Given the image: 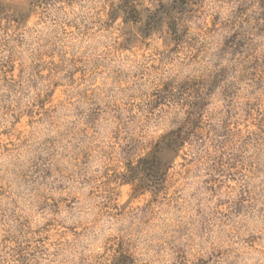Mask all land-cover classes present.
Returning <instances> with one entry per match:
<instances>
[{
  "label": "rangeland",
  "instance_id": "obj_1",
  "mask_svg": "<svg viewBox=\"0 0 264 264\" xmlns=\"http://www.w3.org/2000/svg\"><path fill=\"white\" fill-rule=\"evenodd\" d=\"M115 1L0 0V264H264V0Z\"/></svg>",
  "mask_w": 264,
  "mask_h": 264
},
{
  "label": "trees",
  "instance_id": "obj_2",
  "mask_svg": "<svg viewBox=\"0 0 264 264\" xmlns=\"http://www.w3.org/2000/svg\"><path fill=\"white\" fill-rule=\"evenodd\" d=\"M147 2L153 3L156 10H151L149 6H145L144 3ZM189 2L190 0H116L110 4L107 15L111 21L121 17L125 23L133 24L139 31L144 30L145 33H150L156 27L155 25L159 23V18H162V13L171 14L177 12L178 8L186 6ZM159 5H164L167 10H160ZM134 27L131 26L130 28L132 29ZM163 138L164 140L160 141L157 148L148 155V158H150L149 165H159V163L162 165L158 154L163 151L175 153L179 148L181 142L179 137L165 135Z\"/></svg>",
  "mask_w": 264,
  "mask_h": 264
}]
</instances>
